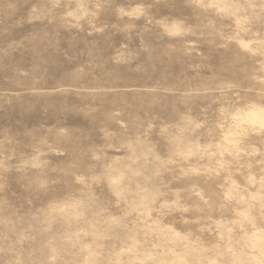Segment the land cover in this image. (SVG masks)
I'll use <instances>...</instances> for the list:
<instances>
[{
    "label": "rangeland",
    "instance_id": "1",
    "mask_svg": "<svg viewBox=\"0 0 264 264\" xmlns=\"http://www.w3.org/2000/svg\"><path fill=\"white\" fill-rule=\"evenodd\" d=\"M0 264H264V0H0Z\"/></svg>",
    "mask_w": 264,
    "mask_h": 264
}]
</instances>
